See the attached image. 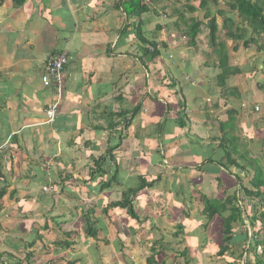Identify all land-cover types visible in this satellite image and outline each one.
<instances>
[{
    "label": "rangeland",
    "instance_id": "1",
    "mask_svg": "<svg viewBox=\"0 0 264 264\" xmlns=\"http://www.w3.org/2000/svg\"><path fill=\"white\" fill-rule=\"evenodd\" d=\"M147 2L151 3L152 11L145 15L146 38L150 33L157 34L158 48L164 50L161 60H157L156 65L148 60L151 72L134 58L128 61L123 57H103L100 63L95 64L96 69L105 70L100 74L103 79L97 85L98 92L113 94L115 91L117 98H120V93L132 89L133 93H138V98L128 95L126 103L116 104L118 111L122 106V112L127 114L122 120L117 116L116 120H110L114 124V130L107 131L105 128L97 134L86 133L84 138L74 136L79 151L71 156L69 152L65 155L69 158L67 164H60L57 169L52 168L51 172H46L50 161L42 159L35 167L39 177L37 178L34 170L31 171L33 163L30 157L27 167L22 169L27 178L19 182H9L8 195L5 198V209L8 210L3 211L1 214L4 218H0V224L4 225V229L0 225V264H25L19 262L16 256L23 259L27 254H31L34 264H67V261H77L76 264H148L152 255L158 264H184V249H188V260L191 264H225L234 259L229 254L222 260L216 257L217 250L222 245L220 230L223 218L216 216L209 219L202 210L205 209V204L209 206L206 198L214 200L212 194L218 195L219 182L226 187L238 184L234 175L229 172L240 175L245 184L248 183V177L234 167L228 171L227 167L208 163L202 169L198 168L207 160L221 161L223 164L228 162L229 157L227 158L224 150L217 147L211 138L222 135L221 125L229 123V112L233 108L241 107L233 120L237 127L235 134L241 141L249 143L248 150L257 152L261 147L259 141L264 138V122H261L259 113L260 109L261 113L264 112V51H259L256 45L247 48L244 45L245 40H241L239 50L235 52L234 46L237 45L232 40H226L224 19L217 14L220 7L225 8V19L234 21L235 28L241 25L237 13H231L223 0L220 1L219 9L213 5L208 6L213 15L218 17V39L226 43L224 53L229 63V91L240 94L243 101L242 104H236L234 100L238 99L232 96L230 98H233V102L225 108V97H221L220 88L217 87V74H220V70L214 67L221 60L209 43L207 26L202 25L197 45L192 46L189 45V36H181V32L179 34V29L183 30L185 27H175L177 16L157 17L153 13L155 9L161 14L164 11L165 14H171L174 8L184 10L190 0H176L175 7H172L171 0ZM199 12V17L205 15V11ZM186 15L189 19L193 17L189 12ZM127 17L124 15L122 27L129 25L124 42L127 40L130 43L129 39L136 38L137 25L133 18ZM159 23L165 25L163 31L157 30ZM178 24L180 25V21ZM55 27L58 28V24ZM163 39L167 40L165 48L162 45ZM260 39L264 40V37ZM141 45L142 42L136 39L135 52L141 49ZM110 54L112 55L111 49ZM128 67L131 72L123 70L120 79V69ZM181 71H190L194 79L204 81L207 85L198 81L195 86L191 83L183 84ZM168 72H175L177 86L169 88V82L162 77L169 74ZM158 79H163L164 83H159ZM184 101L187 103L186 112L180 111L179 106ZM216 103L222 107L218 109ZM248 103L255 109L259 107V111L252 117L249 115ZM207 106L210 108L207 109ZM50 108L52 106L47 107L46 111ZM136 108L139 111L134 113ZM181 120L184 121V126L179 125ZM119 122L121 123L118 124ZM110 134H113L111 138ZM112 147H116L114 160L107 158L105 171L90 181L89 188L77 182L84 177L90 179L87 166H92L93 161L96 162ZM29 154L33 156V151ZM117 169V181H112ZM68 170L71 180H64L65 175L59 178V172ZM44 174L46 178L40 183V177ZM141 177L146 180V188L133 198L140 220H132L128 212L122 210L112 209L109 215L105 214V208L120 199L123 191L135 189L140 184ZM105 183L111 185L101 192L100 188ZM10 191H16L14 197L19 196V203V200L14 201ZM24 191L34 197L25 200ZM43 191L46 195H42ZM10 198H13L11 202ZM90 202L97 206L94 211L99 219L98 240L83 233L82 220L75 216L76 205L84 207ZM248 206L246 211L252 215L255 204L252 202ZM246 223L248 224L247 219ZM179 225L184 229L180 239L176 240L175 233ZM47 226L49 230L46 231L44 228ZM63 229L72 230L70 238L74 244L71 249H61L54 245L55 242L66 240ZM236 233L237 239L233 247L238 252L245 245L246 236L242 235L240 226ZM45 244L51 248L44 249ZM154 247L158 250L155 254ZM60 256L67 261L59 260ZM52 258L59 259L52 263ZM245 262L243 260L242 264Z\"/></svg>",
    "mask_w": 264,
    "mask_h": 264
},
{
    "label": "crops",
    "instance_id": "2",
    "mask_svg": "<svg viewBox=\"0 0 264 264\" xmlns=\"http://www.w3.org/2000/svg\"><path fill=\"white\" fill-rule=\"evenodd\" d=\"M147 1L141 0L140 4L150 5ZM131 5L132 0H26L24 5L16 6L8 0L1 7L0 176L3 184L8 186L11 181L26 179L22 169L31 159V171L35 173V167L42 159L53 161L47 165L46 172L67 164L69 158L65 155L79 151L74 136L84 138L86 133L97 134L105 128L114 130L110 120H116V116L121 120L124 117L121 116L122 106L118 111L116 104L126 103L128 95L138 98V93H133L132 89L120 93V98L115 91L113 94L98 92L97 85L103 79L100 74L105 70L95 68L103 57L137 61L136 57L146 51L142 42L141 49L135 52L137 37L129 39L130 43L124 42L128 31L122 27L123 17L134 19L127 11ZM142 21H145V31V16ZM57 24L58 28L55 27ZM65 51L69 54V65L62 74V103L58 121L53 126L46 124L45 113L58 95L54 88L43 84L42 77L49 56ZM130 69H120V79L123 70L130 73ZM146 69L150 72V68ZM175 76L172 72L162 77L171 82ZM112 136L110 134L109 138ZM36 176L39 178L37 173ZM45 178V174L41 176L40 183ZM26 193L24 191V198H30Z\"/></svg>",
    "mask_w": 264,
    "mask_h": 264
},
{
    "label": "trees",
    "instance_id": "3",
    "mask_svg": "<svg viewBox=\"0 0 264 264\" xmlns=\"http://www.w3.org/2000/svg\"><path fill=\"white\" fill-rule=\"evenodd\" d=\"M8 0H0V9L4 5V3ZM12 1L16 6H22L26 2V0H10ZM141 0H132L131 7H128L127 11L128 14H131L132 17L136 20V33L135 37H137L143 44H145L144 49L146 51L143 52L141 56H137L136 59L142 62L143 66L145 68L149 69L148 60H151L154 65H156L157 60H161V56L163 54L162 49H159L157 42V34H151L147 35L146 38V32L144 31L143 25L144 22L142 21V18L151 13L152 8L149 4H140ZM221 0H190L185 5L184 10H180L178 8H174L173 12L171 14H165L159 13L158 10H153V13L157 17L165 16L167 18H172L177 16V20H175L174 24L175 27H180L181 25L185 28L181 30L179 29V34L181 32V36H189V45L196 46L198 35L200 33L201 27L203 24L207 26L209 29V43L215 48L214 53H216L220 57V64L214 65V67H218L220 70V74H217L218 78V85L217 87L220 88V95L221 97H225V104L224 107H228L230 102L232 103L233 98L238 99L234 100V102L242 104L243 101L240 99V94L231 93L229 91V85L227 83V70H228V58L225 56V49H226V43L224 41H220L218 39V32H219V22L218 17L224 19V30L226 33V40H232L237 46H234V51L238 52L239 50V41L245 40L244 45L247 48H250L253 45H256L259 49V51H264V40H261V37H264V0H223L225 5L228 7L229 11L231 13H237V17L240 22V26H236L234 21H228V19H225V15H227V10L225 8H221ZM172 7L177 6L176 0H171ZM213 5L216 8L220 9L218 10V17L216 15H213L211 9H208V6ZM168 5L165 6L167 8ZM130 10V11H129ZM199 11H205V15L203 17H199L198 13ZM189 12L193 14V17L189 19L186 15V13ZM225 14V15H224ZM142 21V22H141ZM180 21V25L178 22ZM182 22V23H181ZM138 23V24H137ZM143 23V24H142ZM238 24V23H237ZM236 24V25H237ZM129 25L127 24L124 28V30L128 29ZM157 30L163 31L165 29V25L159 24L157 25ZM250 32V37L247 38L248 33ZM185 34V35H184ZM246 38V39H245ZM167 40H162V45L165 48L167 45ZM147 45V49H146ZM54 55L56 53H53ZM51 54V55H53ZM144 55V56H143ZM50 57V56H49ZM145 60H147L145 62ZM47 65V63L45 64ZM151 72V71H150ZM49 77L50 78V72L46 70L44 71L43 77ZM42 77V78H43ZM154 78H156L154 76ZM194 79V77L192 76ZM208 79V78H207ZM196 80V79H194ZM53 81V85L51 86L54 88L56 84ZM158 81L162 82V79H158ZM199 82V80H196ZM176 79L174 81L169 82V88L177 86ZM202 85H207L204 83V81H200ZM44 84V82H43ZM45 85V84H44ZM180 90L182 91L183 88L181 87ZM61 100L58 101V98L55 96L54 103H58V107ZM264 102V100H263ZM62 103V102H61ZM53 105V104H52ZM139 106L141 104H138ZM169 105V104H168ZM179 106L181 107L180 111L187 110V103L184 101L183 103H180ZM215 106L219 109L221 104L216 103ZM249 106V103H248ZM57 107V117L52 123L54 126L59 118V108ZM171 106H169L170 108ZM210 108L207 106V109ZM259 108V107H258ZM256 107V109H258ZM136 108L134 110V113L139 111V109ZM239 108H233L231 112H229L231 120L229 123L222 124L221 125V136H217L215 138H211L215 141V144L220 149L224 150L226 153L227 158L229 159L227 163H222L221 161H214V160H207L206 162L202 163L201 166L198 168V170L202 169V166L205 164L211 163V164H217L221 167H227L228 171H230V168L232 169L237 168L238 170H241L243 174H245L246 177H248L247 181L248 183L245 184L244 181H241L240 175H238L235 172H229L232 173L237 181L238 184L226 187L224 183L219 182L218 183V190L219 193L216 196L215 193L212 194L214 197V200H211L210 197L206 198V201L208 202L209 206L205 204V209L202 210L204 214L209 219H213L216 216H221L223 218V225L222 230H220L222 235V245L217 250V256L218 258H221V260L225 257V255L229 254L234 259L232 262H227L225 264H242L243 260H245V264H264V138L260 140L261 147L257 152H252L251 150H248L247 147L249 146V143L245 140H240L239 137L235 134L236 126L233 123V120L236 119L239 110ZM256 109L254 106H249L250 113L249 115L252 117L254 113H256ZM171 111V110H170ZM259 111V109H258ZM260 109V120L261 122H264V112L261 113ZM120 114V113H119ZM118 114V115H119ZM127 114L126 112H122L121 116H125ZM181 118V116H178ZM178 118V119H179ZM119 122L118 124H120ZM131 125V124H129ZM180 126H184V121L181 120L179 122ZM230 144V146L228 145ZM116 150V147H112L107 150L105 155H101L99 159L94 163L92 166L89 164L87 166L89 170V174L91 175L90 179H85L81 181H77L81 184H83L84 187L89 188L90 181H93L95 176L97 174H100L105 171V165L107 158H112L114 160V152ZM240 158L241 160H238ZM227 171V170H226ZM119 173V170L117 169L116 174L114 175L112 181H117V174ZM2 174V172H0ZM231 174V175H232ZM64 180H71V174L69 173V170L66 172H59L58 176L59 178H62L63 176ZM4 181H1L0 176V218H4V215L1 214L3 211H6L8 209L6 208L5 204V198L8 194V186L6 184H3ZM112 183V182H111ZM145 183L146 180L141 177L140 184L135 189H127L122 192L121 198L111 202L104 210L105 214H110L109 211L113 210H122L127 211L129 216L132 220H140L139 215L136 212L134 200L133 198L136 197V195L141 192L143 189H145ZM110 183L102 184L100 191H104L106 187L110 186ZM235 187V188H234ZM231 188H234L232 190H229ZM46 191V190H45ZM42 192V191H41ZM48 192V191H46ZM86 193V192H85ZM16 194V191H14L11 195L14 197ZM42 195H46L43 191ZM91 195V194H89ZM26 197H34L33 194L26 195ZM15 198V197H14ZM13 200V198H10V202ZM15 200V199H14ZM16 199L15 201H18ZM26 200V198H25ZM21 200L18 201V203ZM254 203V209L253 214L250 215L247 213L246 210H248L249 203ZM83 204V202H82ZM81 204V205H82ZM91 202L87 204V206L79 207V205H76L75 216L82 220V231L83 233L92 239L98 240V234H99V219L96 216L95 209L97 206H93ZM111 209V210H110ZM79 210V212H77ZM74 213V212H73ZM246 219L248 221V224L246 223ZM1 228L4 229V225L1 223ZM239 226L242 230V235L246 236L245 245L236 252L233 247V243L237 239V233ZM178 231L175 233L176 240L180 239V236L183 234L184 227L182 225H179ZM250 230H249V229ZM44 230H49V227H45ZM64 230V229H63ZM65 232V241L61 242H55L54 245L57 247H60L61 249H71L72 245L74 244V241L71 240L72 230H64ZM41 239V238H40ZM34 243V242H33ZM32 243V244H33ZM28 247V246H27ZM29 247H31L29 245ZM34 247V245H33ZM51 247L49 245L44 246V249H50ZM156 248L154 247L153 252L154 254L157 252ZM34 251H31L33 253ZM2 253H0L1 257ZM182 257L185 259L184 264H191L188 260V249H184L182 252ZM16 258H19V262L25 263V264H34V260L31 257V254H27L25 258H20L19 256ZM60 258V259H59ZM59 258H52L50 262H57V259L61 261H67L64 257L60 256ZM1 261V260H0ZM11 262V261H10ZM16 262V261H15ZM4 263V262H3ZM18 263V262H17ZM67 264H76L77 261H67ZM148 264H158L157 260L155 259V256L152 255L150 259H148ZM175 264V263H174Z\"/></svg>",
    "mask_w": 264,
    "mask_h": 264
},
{
    "label": "built area",
    "instance_id": "4",
    "mask_svg": "<svg viewBox=\"0 0 264 264\" xmlns=\"http://www.w3.org/2000/svg\"><path fill=\"white\" fill-rule=\"evenodd\" d=\"M69 63V54L68 52H60L57 55H52L47 59V65H46V70L50 72V78L49 77H43V82L46 87H51L53 85L54 80L56 86H55V91L57 92L58 95V101L60 100L62 96V85H61V78L62 74L66 68V66ZM186 81H189V78L186 76L185 77ZM57 107L58 103H54L52 105V108L48 109L46 111V118H47V123L46 124H52L54 120L57 117ZM7 147V146H6Z\"/></svg>",
    "mask_w": 264,
    "mask_h": 264
},
{
    "label": "clouds",
    "instance_id": "5",
    "mask_svg": "<svg viewBox=\"0 0 264 264\" xmlns=\"http://www.w3.org/2000/svg\"><path fill=\"white\" fill-rule=\"evenodd\" d=\"M68 65H69V63H68ZM68 65L66 66V68H65V70H64V72H63V74L65 73V71H66V69L68 68ZM190 72V71H189ZM183 73L182 71H181V75L183 76V79L181 80L182 82H183V84H185V85H187V83H191L192 85H194L195 86V84H196V80H194L193 78H192V75L190 74V73ZM188 77L189 78V81H186L185 80V77ZM199 85V84H198ZM60 100H61V98H60ZM256 111H258V109H256Z\"/></svg>",
    "mask_w": 264,
    "mask_h": 264
}]
</instances>
